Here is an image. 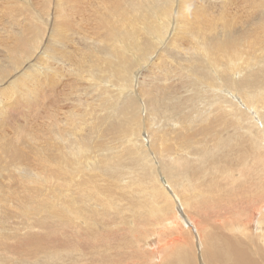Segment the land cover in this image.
Here are the masks:
<instances>
[{"label": "bare ground", "instance_id": "6f19581e", "mask_svg": "<svg viewBox=\"0 0 264 264\" xmlns=\"http://www.w3.org/2000/svg\"><path fill=\"white\" fill-rule=\"evenodd\" d=\"M63 1L35 21H62ZM218 1L119 0L114 23L127 30H110L114 42L93 55L88 108L56 135L50 175L17 168L29 181L17 206L0 193V264H264V0ZM204 4L251 10L255 28L183 54V13ZM33 49L0 64V80ZM8 214L19 222L4 225Z\"/></svg>", "mask_w": 264, "mask_h": 264}, {"label": "rangeland", "instance_id": "374dc122", "mask_svg": "<svg viewBox=\"0 0 264 264\" xmlns=\"http://www.w3.org/2000/svg\"><path fill=\"white\" fill-rule=\"evenodd\" d=\"M48 1L0 0V64L7 65L11 55L19 57L21 56L19 54L24 53L27 48L34 47L28 53L30 56L25 58L17 69L11 70L6 75L7 78L0 80V193L7 194L11 200L16 198L15 204L13 203L16 206L21 200H26L24 189L29 185L28 180L21 181L16 172L17 168L41 176L40 180L50 175L46 158L49 151L53 150L52 145L56 135L68 130L69 124L76 125L83 110L88 108L85 102L87 98L89 99L88 66L93 55L100 56L98 55L100 48L114 42V39L108 36L114 32H109L110 30H127L126 25L114 23L120 17V11L117 10L120 5L119 0H112L113 3L105 6L103 3L109 0H101L102 3L99 2L100 0H69L71 3L64 0L69 3L70 9L61 8L64 19L59 22L56 20L60 34L58 36L56 23L42 25L35 21L36 16L41 15V19L45 17L44 20L49 23L48 15L54 13L56 5L63 0H50L54 5ZM238 1L243 5L248 4V0ZM250 1L252 3L253 0ZM249 6L252 7L251 4ZM213 8L216 11L206 9L204 4L202 8L197 9V12L183 13L182 32L174 37V40L180 41L178 45L185 49L183 54H192V47H195L197 40L201 42L206 37L226 31H233L243 36L247 30L252 31L255 28L258 16H254L251 10L246 15L244 10L239 11L235 6L227 9L226 13H220L219 6ZM235 11L238 13L231 23L229 18ZM58 12L60 9L57 10ZM35 26H40L44 34V37L38 41H35L34 37ZM172 36L170 25L166 38ZM260 36L262 37L263 34L257 35L255 32V38H261ZM260 44H262L261 40H257L255 48L258 49ZM168 53L172 55L173 51ZM168 53L163 55H169ZM161 59L165 62L169 60L165 57ZM140 68L144 69V67ZM140 73L139 71L137 75L138 82H144L142 85L145 86L146 76L149 74L145 75L147 73L143 71L140 76ZM15 81L18 83L15 84ZM137 86L138 83L135 86L131 85V91L138 93L137 90L142 88L140 85L138 88ZM149 88L153 90L151 86ZM180 88L182 94L184 89ZM184 95H187L186 90ZM77 96L80 98L78 102H76ZM71 127L73 128L74 125ZM15 153L18 154V158L13 159ZM30 186L29 191L36 188V185ZM2 199L4 203L7 202L5 198ZM8 208L7 203L0 208V212L6 213ZM9 215L2 218L3 221L10 219L5 221L4 225L6 222H15V224L19 222L15 220L16 216L13 217L15 214ZM55 237L59 239L61 236ZM59 240L63 243L62 237Z\"/></svg>", "mask_w": 264, "mask_h": 264}]
</instances>
